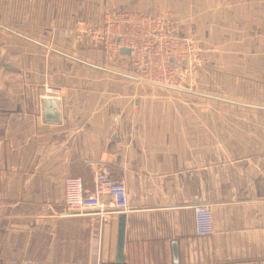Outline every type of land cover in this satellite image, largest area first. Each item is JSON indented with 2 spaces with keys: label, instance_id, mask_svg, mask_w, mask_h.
<instances>
[{
  "label": "crops",
  "instance_id": "crops-1",
  "mask_svg": "<svg viewBox=\"0 0 264 264\" xmlns=\"http://www.w3.org/2000/svg\"><path fill=\"white\" fill-rule=\"evenodd\" d=\"M165 10L195 45V89L142 82L128 55L67 35ZM43 85L67 90L57 124ZM95 174L127 188L107 222L65 212V179L90 196ZM197 204L212 236L195 233ZM0 264H264V0H0Z\"/></svg>",
  "mask_w": 264,
  "mask_h": 264
},
{
  "label": "built area",
  "instance_id": "built-area-1",
  "mask_svg": "<svg viewBox=\"0 0 264 264\" xmlns=\"http://www.w3.org/2000/svg\"><path fill=\"white\" fill-rule=\"evenodd\" d=\"M169 15L167 10L156 16L132 11L105 12L99 23L90 25L82 22L75 33L84 35L90 46H101L108 53L119 54L123 49L129 50L130 63L140 81L187 90L183 85L182 66L186 64L188 68L195 46L171 29L167 20ZM66 91L62 86L43 85V95L40 97L61 101ZM121 121L124 122L123 117ZM139 174L142 181L148 178L146 170H140ZM64 206L65 212H91L107 222L117 212L128 209L127 188L121 181L95 174L93 194L88 196L84 193L82 180L68 176L64 181ZM193 212L196 235L212 236L215 227L211 206L197 204Z\"/></svg>",
  "mask_w": 264,
  "mask_h": 264
},
{
  "label": "water",
  "instance_id": "water-1",
  "mask_svg": "<svg viewBox=\"0 0 264 264\" xmlns=\"http://www.w3.org/2000/svg\"><path fill=\"white\" fill-rule=\"evenodd\" d=\"M120 53L125 54V55H129L130 52L129 50L123 49L120 51ZM182 78L186 79L187 78V66L186 64H184L182 66ZM182 91H187V90H182ZM201 95V94H199ZM201 96H205V95H201ZM208 98H212L214 100H218V101H222V102H227L230 104H235V105H239V106H243V107H252V108H258V109H262L256 106H249L247 104H243V103H238V102H234L231 100H226V99H221V98H217V97H212V96H205ZM41 115H42V119L44 122L46 123H54L57 124L60 121V103L58 100L55 99H42L41 102ZM124 227H125V223L123 219L119 220V225H118V238H117V261L121 262L123 261V243H124Z\"/></svg>",
  "mask_w": 264,
  "mask_h": 264
},
{
  "label": "bare ground",
  "instance_id": "bare-ground-1",
  "mask_svg": "<svg viewBox=\"0 0 264 264\" xmlns=\"http://www.w3.org/2000/svg\"><path fill=\"white\" fill-rule=\"evenodd\" d=\"M77 28H78V26H76L74 29H72V30H70L69 32H67V35L68 36H72V37H74L75 39H78V40H81V42H85V43H87V39H86V37L84 36V35H82V34H80V33H75V30H77ZM96 48L98 49V50H104V49H102L101 48V46H96ZM105 51V50H104ZM187 74H188V70H187ZM66 93H67V91H66ZM65 93V94H66Z\"/></svg>",
  "mask_w": 264,
  "mask_h": 264
},
{
  "label": "rangeland",
  "instance_id": "rangeland-1",
  "mask_svg": "<svg viewBox=\"0 0 264 264\" xmlns=\"http://www.w3.org/2000/svg\"><path fill=\"white\" fill-rule=\"evenodd\" d=\"M195 46V45H194ZM197 58H196V49H195V51H194V56H193V58L190 60V62L192 61H194V60H196ZM193 78L192 77H188V80H191V81H189L188 83H186L185 81L183 82V85L186 87V88H188V89H195V83L193 82V80H192ZM236 79H238V78H236ZM236 85L237 86H239L240 85V82H238V80H237V83H236Z\"/></svg>",
  "mask_w": 264,
  "mask_h": 264
}]
</instances>
